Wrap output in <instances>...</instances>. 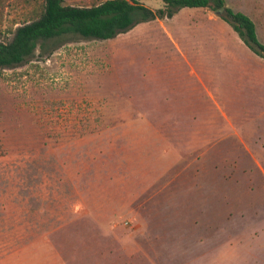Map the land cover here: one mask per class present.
Here are the masks:
<instances>
[{
	"label": "rangeland",
	"instance_id": "374dc122",
	"mask_svg": "<svg viewBox=\"0 0 264 264\" xmlns=\"http://www.w3.org/2000/svg\"><path fill=\"white\" fill-rule=\"evenodd\" d=\"M225 6L264 45V0ZM218 9L0 68V264H264V56Z\"/></svg>",
	"mask_w": 264,
	"mask_h": 264
},
{
	"label": "trees",
	"instance_id": "16d2710c",
	"mask_svg": "<svg viewBox=\"0 0 264 264\" xmlns=\"http://www.w3.org/2000/svg\"><path fill=\"white\" fill-rule=\"evenodd\" d=\"M143 0H103L89 5H68L62 0H43L38 17L18 26L13 37L0 41V68L16 67L30 61L36 51L51 52L67 42L111 39L141 22L171 17L181 8L224 6V0H161L152 9ZM225 19L241 39L264 56V45L257 40L254 22L244 13L225 9Z\"/></svg>",
	"mask_w": 264,
	"mask_h": 264
},
{
	"label": "crops",
	"instance_id": "0c3cea01",
	"mask_svg": "<svg viewBox=\"0 0 264 264\" xmlns=\"http://www.w3.org/2000/svg\"><path fill=\"white\" fill-rule=\"evenodd\" d=\"M142 2H143L144 5H146L145 2H144V0H143ZM224 3H225V0H224ZM162 5H163V3H162ZM161 7H162V6H161ZM222 7H224V9H226V8H230V7L225 6V4H224V6H222ZM159 8H160V7H159ZM220 8H221V7H220ZM220 8H219V9H220ZM152 9H153V8H152ZM155 9H156V8H155ZM184 9H192V8H187V7H186V8H181V9H179L176 13H174L171 17H173V16H174L175 14H177L179 11H182V10H184ZM209 9H210V8H209ZM219 9H218V11H220ZM231 9H232V8H231ZM233 10H234V9H233ZM234 11L242 12V11H240V10H234ZM171 17H166V18H171ZM158 19H159V18H158ZM224 19H225V17H224ZM154 20H155V19H154ZM151 21H153V20H151ZM151 21H149V22H151ZM225 21H226L227 23H229L226 19H225ZM147 22H148V21H147ZM229 24H230V23H229ZM234 31H235V30H234ZM235 32H236V31H235ZM237 34H238V33H237ZM182 56H183V54H182ZM183 57H184V56H183ZM184 59H185V58H184ZM191 72H192V73L195 72L194 68H192Z\"/></svg>",
	"mask_w": 264,
	"mask_h": 264
},
{
	"label": "water",
	"instance_id": "95a60500",
	"mask_svg": "<svg viewBox=\"0 0 264 264\" xmlns=\"http://www.w3.org/2000/svg\"><path fill=\"white\" fill-rule=\"evenodd\" d=\"M224 9V7H221L219 10L222 11Z\"/></svg>",
	"mask_w": 264,
	"mask_h": 264
}]
</instances>
